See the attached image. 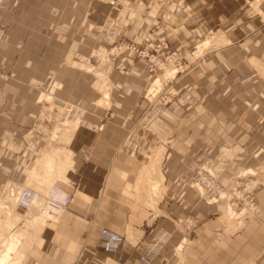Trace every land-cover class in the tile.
<instances>
[{"label": "crops", "instance_id": "0c3cea01", "mask_svg": "<svg viewBox=\"0 0 264 264\" xmlns=\"http://www.w3.org/2000/svg\"><path fill=\"white\" fill-rule=\"evenodd\" d=\"M182 1L187 4L174 15L180 26L160 33L174 34L188 55V38L200 33L195 23L214 24L216 3ZM86 2L10 0L0 17V28L9 25L0 43V70L17 73L0 80V184L57 180L73 195L66 214L46 220L27 264H138L140 251L161 228L171 236L156 256L158 264H264V186L255 192L257 206L250 215L229 223L234 230L219 233V209L187 184L205 159L222 161L226 186L242 168H252L264 180V75L256 65H264V18L253 16L244 31L232 28L229 38L244 35L245 42L207 50L203 77H177L171 87L179 99L143 123L148 81L140 60L126 54L109 66L108 95L100 79L65 61L89 51L94 31L82 17ZM134 21L132 12L125 22ZM207 30L208 25L202 32ZM56 77L61 83L56 98L82 111L67 160L48 158L54 149L50 129L35 126L43 92ZM161 143L160 191L152 207L141 201L148 180L144 170ZM186 213L199 216L202 224L178 254L173 247L185 236L173 219ZM102 227L124 236L115 250L105 249Z\"/></svg>", "mask_w": 264, "mask_h": 264}, {"label": "rangeland", "instance_id": "374dc122", "mask_svg": "<svg viewBox=\"0 0 264 264\" xmlns=\"http://www.w3.org/2000/svg\"><path fill=\"white\" fill-rule=\"evenodd\" d=\"M128 1H132V3H128ZM215 3V23H195L193 28L198 27L200 33L193 31L191 39L188 38L187 46L185 45L188 53L186 55L177 47L174 34L168 36L167 32L163 31V35L160 33L163 28L173 33L174 29L180 26L178 25L179 22L177 23L174 20V15L179 7L181 8L187 4L186 2L182 0H87L85 8L82 10V17H84L88 30L94 31L92 41L88 43V49H86L89 51L80 57L72 55L66 58L65 61L68 64L71 62L81 69L87 70L97 79H100L102 82L101 89L103 93L106 90L108 95L109 79H111L109 66L116 64L126 54L133 56L134 60H140L144 65L145 79L148 81L143 92L147 105L142 115V122L151 123L159 113L165 111L170 104L179 99V93L171 87L177 77L182 74H187L190 77H203L205 68L201 62L207 50L216 49L222 45H230L232 41L236 44L245 42L244 35L241 40H239V37L235 39L229 38L232 28L237 30L236 28L241 27L244 31L246 27L251 25L253 16L264 18V0H215ZM9 4L10 0L6 9L9 8ZM132 12L135 18L134 24H127L125 20ZM70 25L72 26V22ZM206 25L209 26V30L202 32ZM2 28L4 36L0 43L4 41L3 39L9 29V25ZM211 28H213L212 31L210 30ZM206 40H209L208 44L205 43ZM256 65L264 75V65L262 67L259 64ZM0 73L3 75L0 76V80H9L17 77V73L14 70H0ZM124 74L123 72L122 75ZM55 80L52 86L48 87L43 93L52 95L56 104L50 109L46 105L49 103L39 99L41 114L35 125L46 126L50 130L58 121H62L65 116L66 119L79 118V123L82 114L76 104L62 102L56 98L54 93L57 87L61 86V83L58 82L57 77ZM157 80L160 82L157 83ZM104 95L106 94L104 93ZM58 104L65 108L63 109L64 113L62 112V115L64 116H61V120L57 116ZM160 145L164 148L162 143ZM254 171L252 168L248 170L242 168L231 181V184L226 186L221 182V176L224 172L221 160L205 159L195 166V170L190 175L187 184L195 190L196 194L204 202L210 205L214 204L219 209L220 223L216 226L215 231L223 233L225 228L228 231L234 230L235 227L230 228L231 225L229 223H237L240 219L242 221L244 217L246 218L250 215L247 213L252 212V209L257 206L255 192L259 187L264 186V180ZM209 177L216 184L214 191L210 190L204 181V178ZM149 178L150 180H146L143 184L145 191L142 193L141 201L153 207L158 200L161 179H158L159 176L157 177V175ZM152 181L155 182L152 183ZM52 183V181L30 183L29 185H19L13 182L1 183L0 218L6 217L4 207H2L3 201L7 202L13 213H20L22 220L25 217L33 216L37 206L35 207L34 205L33 209L30 208L31 210L29 211L22 209L16 200L17 189L22 186H29L36 190L38 189V195H45ZM11 187H15V195L12 196L9 195ZM38 209L41 210L39 207ZM48 211H51V209L49 208ZM63 215H57L52 212L47 217V220H58ZM188 217H192V224L186 220ZM173 222L185 236L179 244L173 247L174 252L181 254L182 250L189 244L187 238L196 227L202 224V219L194 214L186 213L175 217ZM19 226V223L2 225L0 227V244L16 229H19ZM170 236L171 233L168 230L161 228L140 251L138 264H140V256L143 254L151 257L154 264H158L156 256L160 254ZM37 237L32 241L31 245L36 241ZM30 247L25 252L21 264H27V255Z\"/></svg>", "mask_w": 264, "mask_h": 264}, {"label": "bare ground", "instance_id": "6f19581e", "mask_svg": "<svg viewBox=\"0 0 264 264\" xmlns=\"http://www.w3.org/2000/svg\"><path fill=\"white\" fill-rule=\"evenodd\" d=\"M208 42L209 40L205 41L206 44H208ZM159 82L160 81L157 80V83ZM41 98L44 102L49 103V104H46V103L45 104L48 105L50 109L53 108L54 104H56L52 95L44 93ZM58 108L59 109H58L57 116H58V119H60L61 116H64L62 114L64 113L63 109L65 108L60 104H58ZM65 117L64 119H62V121H58V123H56L53 127H51V130H50V137L52 140L51 142H52L54 149H53V153H48L47 156H49L48 158L53 159V160L57 158V156H63L66 160L68 159L67 144L71 138L72 132L78 121V118L66 119ZM58 145H60L61 147L60 148L57 147ZM163 150H164L163 146L159 145L154 153L151 163L145 167L144 174L148 178V180H150L149 177L152 178V176L154 175H157L158 177L160 175V164H161V157L163 154ZM158 179H160V177ZM54 182L60 183L57 180ZM154 182L155 181H152V183ZM51 186L48 188V191L51 188ZM9 195L11 196L15 195V187L10 188ZM2 205H3L2 207H4V212L6 214V217L3 219L0 218V227L2 225H11L13 223L14 225L15 223L16 224L19 223L20 226H19V229H16L13 233H11V235L8 236V238H5L4 241L1 242L0 244L1 245L0 264H21V261L25 255V252H27L28 247H30L32 241L37 237V235L41 231L42 226L47 220V217L50 216L52 212L48 211L49 207L46 204L44 194H39L38 198L35 201L34 205L35 207L37 206V209L34 215L25 217L24 220L21 219L20 213L18 212L13 213V211L11 210V208L9 207L6 201H3ZM38 207L41 210H39ZM29 210L31 209L30 208L27 209V211ZM40 211L42 212L39 213Z\"/></svg>", "mask_w": 264, "mask_h": 264}, {"label": "built area", "instance_id": "2783aa9c", "mask_svg": "<svg viewBox=\"0 0 264 264\" xmlns=\"http://www.w3.org/2000/svg\"><path fill=\"white\" fill-rule=\"evenodd\" d=\"M8 1L9 0H0V17L3 11L6 9ZM3 36L4 30L3 28H0V40L3 38ZM0 76H3L2 73H0ZM37 127L41 128L40 126ZM2 163V160H0V167ZM204 181L210 190H215L216 184L212 178H204ZM16 192L17 203L22 209H29L33 207L36 199L38 198V192L29 186H22L21 188H18ZM72 197L73 195L70 191H68L60 183L54 182L47 194H45V201L54 214L63 215L69 210ZM186 220L191 224L193 222L192 217H188ZM100 238L105 249L108 251H113L123 241L124 237L108 227H102L100 230ZM140 264H154V262L152 261L151 257L143 254L140 256Z\"/></svg>", "mask_w": 264, "mask_h": 264}]
</instances>
